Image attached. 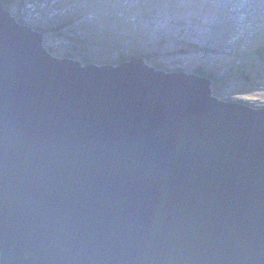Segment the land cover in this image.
Listing matches in <instances>:
<instances>
[{
    "label": "water",
    "instance_id": "obj_1",
    "mask_svg": "<svg viewBox=\"0 0 264 264\" xmlns=\"http://www.w3.org/2000/svg\"><path fill=\"white\" fill-rule=\"evenodd\" d=\"M43 44L0 0V264H264V107Z\"/></svg>",
    "mask_w": 264,
    "mask_h": 264
},
{
    "label": "rangeland",
    "instance_id": "obj_2",
    "mask_svg": "<svg viewBox=\"0 0 264 264\" xmlns=\"http://www.w3.org/2000/svg\"><path fill=\"white\" fill-rule=\"evenodd\" d=\"M5 7L18 22L45 29L43 45L55 57L117 67L132 50L150 53L141 58L147 66L200 68L217 78L211 89L221 100L264 107V0H12Z\"/></svg>",
    "mask_w": 264,
    "mask_h": 264
},
{
    "label": "trees",
    "instance_id": "obj_3",
    "mask_svg": "<svg viewBox=\"0 0 264 264\" xmlns=\"http://www.w3.org/2000/svg\"><path fill=\"white\" fill-rule=\"evenodd\" d=\"M4 1V4H5V6H7V5H9V3H10V1H12V0H3ZM6 9L8 8V7H5ZM8 10V9H7ZM70 25V23H66V24H63L62 26H61V28H63V27H65V26H69ZM33 29L34 30H36V31H38V32H42V33H44V32H46V30L45 29H41L40 27H33ZM51 31H56L57 29H54V28H51L50 29ZM105 35H107V36H109L110 34H108L107 32H105L104 33ZM137 43H140L141 44V40H138V38H135L134 39ZM131 47V46H130ZM255 47V46H254ZM261 48H263V46H261ZM133 52V55H130L129 57H128V60H132V59H135V58H137V57H143V58H145L146 60H147V58L149 57V56H151L150 55V53L148 54H146V53H142L141 51H134V50H132ZM256 55L258 56V57H260V58H263V54H262V52L261 51H257V53H256ZM70 56V55H69ZM72 57V56H71ZM82 59V61L83 62H85V63H87L88 61L86 60V59H83V58H81ZM125 59H121L119 62H123ZM155 69H160V67H156ZM175 71H183V69L182 68H177V69H175ZM194 72H195V74L196 75H201V76H205V77H207V78H209V79H211L212 81H216L217 80V78H215L213 75H210V74H206L205 72H203V70L202 69H200V68H196L195 70H194ZM233 102H234V100H233ZM235 102H240V103H242L241 101H238V100H236Z\"/></svg>",
    "mask_w": 264,
    "mask_h": 264
},
{
    "label": "bare ground",
    "instance_id": "obj_4",
    "mask_svg": "<svg viewBox=\"0 0 264 264\" xmlns=\"http://www.w3.org/2000/svg\"><path fill=\"white\" fill-rule=\"evenodd\" d=\"M154 68V67H153Z\"/></svg>",
    "mask_w": 264,
    "mask_h": 264
}]
</instances>
